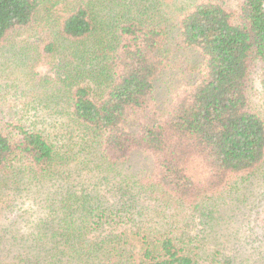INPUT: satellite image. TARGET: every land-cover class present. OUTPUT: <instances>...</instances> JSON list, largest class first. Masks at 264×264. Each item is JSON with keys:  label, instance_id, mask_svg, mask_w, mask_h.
Masks as SVG:
<instances>
[{"label": "trees", "instance_id": "16d2710c", "mask_svg": "<svg viewBox=\"0 0 264 264\" xmlns=\"http://www.w3.org/2000/svg\"><path fill=\"white\" fill-rule=\"evenodd\" d=\"M78 2L45 48L61 60L55 90L36 91L50 126L0 123V194H39L47 212L28 226L40 257L20 264H245L221 239L225 207L264 179V0L170 16L161 0ZM39 8L0 0V43ZM135 152L147 176L128 172Z\"/></svg>", "mask_w": 264, "mask_h": 264}, {"label": "rangeland", "instance_id": "374dc122", "mask_svg": "<svg viewBox=\"0 0 264 264\" xmlns=\"http://www.w3.org/2000/svg\"><path fill=\"white\" fill-rule=\"evenodd\" d=\"M40 1L41 8L38 10L37 20L28 28L14 32L5 43H0V123L2 125L8 123L25 126L37 124L34 126L47 129L52 121L50 116L45 117L46 119L40 118L44 115L39 113L42 112L39 99L46 100L49 98L48 93L39 98L36 91L49 92L50 89H54L50 79L53 80L55 77V65L60 64L61 60L46 53L45 48L53 42L62 18L68 15L73 4H78L79 0ZM161 1L163 12L170 16L176 10L184 9L196 0ZM220 1L231 7H236L238 4V0ZM106 3L108 8H115L112 2ZM117 10L116 8L115 11ZM98 13L100 21H104L108 11L99 5ZM112 13L108 15V20L116 17L115 14L119 15L116 12ZM7 45L9 47L12 45L13 51H8L9 48L5 47ZM182 53L184 60L190 63L193 61L194 57L188 52ZM184 65L182 69L186 68ZM180 69L172 72V77L183 81L186 74L179 72ZM46 79L49 81L45 82ZM163 87L165 88L164 85ZM255 87L259 88L258 85ZM159 92L162 94L163 91ZM256 105L260 110H264L262 103ZM63 138L69 141L71 136ZM126 166L128 172L132 167L131 173L141 171L146 176L152 168L149 157L141 152H135L127 161ZM125 174L129 173L122 170L119 176ZM0 186L1 190L3 186ZM242 188L239 201L236 202L237 205L225 207L228 211L223 223L224 239H221L222 242L226 240L224 244L226 252H224L230 255L236 249L245 261L260 264L259 259L262 258V264H264V179L245 184ZM4 191L7 196L0 194V264H20L21 258L27 259L26 256L34 260L37 256L40 257V250L36 249L31 240L27 238L35 231L28 229V226L30 223H34L35 226L40 218L46 217L44 198H38L39 194L33 195L28 192H24L26 195L23 194L22 197L17 196L18 193L13 196L14 193ZM198 221V219L194 221V230L199 227ZM12 223L18 225L17 231L10 228ZM247 262L245 264H248Z\"/></svg>", "mask_w": 264, "mask_h": 264}]
</instances>
